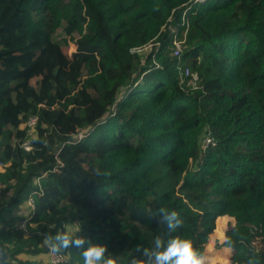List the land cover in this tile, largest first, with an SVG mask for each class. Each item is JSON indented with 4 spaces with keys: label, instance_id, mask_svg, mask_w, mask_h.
Returning <instances> with one entry per match:
<instances>
[{
    "label": "trees",
    "instance_id": "16d2710c",
    "mask_svg": "<svg viewBox=\"0 0 264 264\" xmlns=\"http://www.w3.org/2000/svg\"><path fill=\"white\" fill-rule=\"evenodd\" d=\"M57 29L75 45L59 63ZM0 160L8 264H54L43 238L66 224L116 264L156 236L203 255L225 215L230 263L264 264V0H0ZM161 209L177 212L175 233Z\"/></svg>",
    "mask_w": 264,
    "mask_h": 264
},
{
    "label": "clouds",
    "instance_id": "9594fccd",
    "mask_svg": "<svg viewBox=\"0 0 264 264\" xmlns=\"http://www.w3.org/2000/svg\"><path fill=\"white\" fill-rule=\"evenodd\" d=\"M160 213L161 221L166 224L169 233H175L182 227L177 212L161 209ZM80 231L81 226H77L62 229L55 234H46L43 243L52 253L71 248L80 250L83 264H116L111 255H106L109 252L106 245L92 243L86 237L78 235ZM136 251L144 259L133 257L131 264H208L207 257L193 247L192 241L180 236H172L166 242L156 236L150 249L137 245Z\"/></svg>",
    "mask_w": 264,
    "mask_h": 264
},
{
    "label": "rangeland",
    "instance_id": "374dc122",
    "mask_svg": "<svg viewBox=\"0 0 264 264\" xmlns=\"http://www.w3.org/2000/svg\"><path fill=\"white\" fill-rule=\"evenodd\" d=\"M55 37H56V41L53 44L52 50H53L55 62L59 63L61 62L62 55L64 53H66L67 56H71L72 51L75 50V45L72 40H70L67 36H65V34L63 33L61 29L56 30ZM64 39H66V42H67L66 44L64 42L65 41ZM152 46L153 44L150 43V44L145 45L142 49H139V50L147 54ZM3 171H0V172H3ZM2 188H3V183L0 182V195L3 192ZM6 195H8V193H6ZM0 205H2L1 202H0ZM29 211L30 209L25 204L21 209L17 210L16 213H19L21 216H23V214H27ZM232 221H233V218H231L230 220H228L227 218V220L224 223H220L219 227L217 228L216 227L217 220L215 219L214 229L212 233L208 236V239L206 243L204 244L203 255L207 257L208 264H233V263H230L229 257H226L224 254L226 250H224L223 248L225 247L219 246V243L221 242L220 239L224 240L225 229L228 227L230 222L233 223ZM75 227L76 226L73 224H66V228H75ZM263 242H264L263 236L258 237L257 239L253 241L254 245L257 248H263Z\"/></svg>",
    "mask_w": 264,
    "mask_h": 264
},
{
    "label": "built area",
    "instance_id": "2783aa9c",
    "mask_svg": "<svg viewBox=\"0 0 264 264\" xmlns=\"http://www.w3.org/2000/svg\"><path fill=\"white\" fill-rule=\"evenodd\" d=\"M183 14H184V12H183ZM182 35H184V32H182ZM183 41H184V36L178 37V35L173 34L171 43L173 45L172 54L174 56H178L180 54L181 45H182ZM134 49H138V48L132 47V50H134ZM183 73H184V75L190 76L189 83H191L192 87H195L197 85V80H198L197 72L189 70L188 68H184ZM36 120H37L36 114H29L24 119L23 125L26 128V135L20 141V146L23 147L25 150H29L31 148L29 138L31 136H33L35 133ZM210 143H213V139L208 135L204 136L202 139V144H201L202 148L207 147ZM6 165H7L6 162L0 160V171H3L6 167ZM27 203L29 205H31V207H33V201L31 198L28 199ZM25 225H26V220L25 219H19L17 224H16V228L17 227L25 228ZM46 254H47V258H48L49 262L54 263V264H58V263L64 262L66 260L65 256L62 253H60V252L59 253H52L49 250V248H47Z\"/></svg>",
    "mask_w": 264,
    "mask_h": 264
},
{
    "label": "water",
    "instance_id": "95a60500",
    "mask_svg": "<svg viewBox=\"0 0 264 264\" xmlns=\"http://www.w3.org/2000/svg\"><path fill=\"white\" fill-rule=\"evenodd\" d=\"M9 254L6 249L0 245V264H8Z\"/></svg>",
    "mask_w": 264,
    "mask_h": 264
},
{
    "label": "crops",
    "instance_id": "0c3cea01",
    "mask_svg": "<svg viewBox=\"0 0 264 264\" xmlns=\"http://www.w3.org/2000/svg\"><path fill=\"white\" fill-rule=\"evenodd\" d=\"M225 216H227V218H228V220H230L232 217L231 216H228V215H225ZM233 222V221H232ZM231 223V222H230ZM220 241L222 242L223 241V239H220ZM223 247H225V248H223L224 250H226L225 251V256L226 257H229L230 255H231V252H232V248L231 247H226V246H223ZM204 251V250H203ZM234 264V263H233Z\"/></svg>",
    "mask_w": 264,
    "mask_h": 264
}]
</instances>
